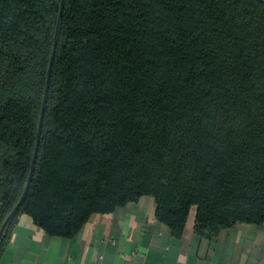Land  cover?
Segmentation results:
<instances>
[{
    "label": "trees",
    "instance_id": "trees-1",
    "mask_svg": "<svg viewBox=\"0 0 264 264\" xmlns=\"http://www.w3.org/2000/svg\"><path fill=\"white\" fill-rule=\"evenodd\" d=\"M61 0H0V227L31 172ZM150 197L181 239L264 224V3L65 0L18 216L74 238Z\"/></svg>",
    "mask_w": 264,
    "mask_h": 264
},
{
    "label": "crops",
    "instance_id": "crops-1",
    "mask_svg": "<svg viewBox=\"0 0 264 264\" xmlns=\"http://www.w3.org/2000/svg\"><path fill=\"white\" fill-rule=\"evenodd\" d=\"M193 208L181 239L155 218L143 197L96 215L72 239L46 235L27 215L18 216L0 264H264V224L235 225L216 239L194 232Z\"/></svg>",
    "mask_w": 264,
    "mask_h": 264
},
{
    "label": "water",
    "instance_id": "water-1",
    "mask_svg": "<svg viewBox=\"0 0 264 264\" xmlns=\"http://www.w3.org/2000/svg\"><path fill=\"white\" fill-rule=\"evenodd\" d=\"M260 1H262L264 3V0H260ZM64 3H65V0H61L59 15H58V21H57V25H56L54 45H53V49H52V53H51V57H50V61H49V66H48V77L46 80V86H45V91H44L42 108H41V112H40L37 137H36V145H35L33 159H32L31 172H30L28 182L26 184V187L24 189V192H23L21 198L19 199L17 204L14 206V208L11 210V212L7 215V217L5 218L3 223L1 224V227H0V246H1V243L4 239V236L6 234L7 229L9 228L11 222L13 221L15 216L17 215L18 211L21 208L22 203L24 202V200L27 196V193H28L31 181H32V177H33V173H34V169H35L36 158H37L38 149H39V144H40V136H41V132H42L43 121H44V116H45V111H46L48 91H49V87H50V75H51V70H52V66H53V62H54V58H55V54H56V49H57V45H58L60 26H61L62 17H63V10H64Z\"/></svg>",
    "mask_w": 264,
    "mask_h": 264
}]
</instances>
